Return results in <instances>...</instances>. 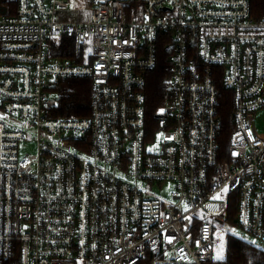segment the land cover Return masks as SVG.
I'll return each mask as SVG.
<instances>
[{"label": "built area", "instance_id": "built-area-1", "mask_svg": "<svg viewBox=\"0 0 264 264\" xmlns=\"http://www.w3.org/2000/svg\"><path fill=\"white\" fill-rule=\"evenodd\" d=\"M84 1L1 4L0 264H224L215 223L230 206L264 242V20L250 0H88L72 19ZM73 78L92 83L88 117L59 115ZM168 184L170 200L152 193Z\"/></svg>", "mask_w": 264, "mask_h": 264}, {"label": "trees", "instance_id": "trees-1", "mask_svg": "<svg viewBox=\"0 0 264 264\" xmlns=\"http://www.w3.org/2000/svg\"><path fill=\"white\" fill-rule=\"evenodd\" d=\"M12 8V13L16 10V0H1ZM252 15L256 20H264V0H250ZM10 11V10H9ZM61 53H55V55ZM63 55V54H62ZM168 73L161 65L152 71L147 79L146 96L148 116L154 121V116L165 105L167 99L166 79ZM92 83L88 79L73 78L66 80L62 86L60 95L59 115L67 118H85L90 114V98ZM227 99L225 107L230 106ZM227 115L226 127L230 128L232 119ZM235 207L230 206L227 215L228 223L235 224ZM226 260L224 264H264V250L244 241L236 235L230 234L226 237Z\"/></svg>", "mask_w": 264, "mask_h": 264}, {"label": "rangeland", "instance_id": "rangeland-1", "mask_svg": "<svg viewBox=\"0 0 264 264\" xmlns=\"http://www.w3.org/2000/svg\"><path fill=\"white\" fill-rule=\"evenodd\" d=\"M78 3H73L71 5V10H70V17L72 19H77V14L79 12H82V16H84V13H86V11L88 10L87 4L88 0L84 1L82 4V6L76 8ZM8 6V5H7ZM10 13H12V8L9 7ZM9 13V14H10ZM79 15V14H78ZM79 17V16H78ZM3 119L2 116H0V120ZM261 123V121H260ZM35 151V145L33 143H29V144H22L21 145V152L22 155L26 154V153H33ZM173 189V186L168 184L166 185L163 189L160 188H154L153 189V194H155L156 196L166 199V200H170L171 199V191ZM215 230L218 234H220V236L222 237L223 240V244L220 245L218 247L219 250V254L216 255L218 260L223 259L226 256V252H227V248H226V235L227 234H233L238 236L239 238L243 239L244 241H247L248 243L254 245L255 247L264 250V242L243 232L238 226H236L235 224H231V223H227V224H221V223H215Z\"/></svg>", "mask_w": 264, "mask_h": 264}, {"label": "water", "instance_id": "water-1", "mask_svg": "<svg viewBox=\"0 0 264 264\" xmlns=\"http://www.w3.org/2000/svg\"><path fill=\"white\" fill-rule=\"evenodd\" d=\"M2 3H3V1L0 0V13L1 14H5L6 13V8L1 5Z\"/></svg>", "mask_w": 264, "mask_h": 264}]
</instances>
